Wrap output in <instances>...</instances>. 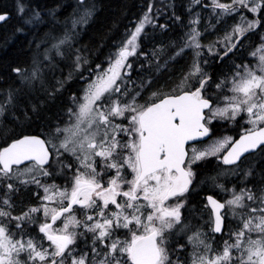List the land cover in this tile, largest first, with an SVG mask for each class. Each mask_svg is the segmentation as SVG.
Listing matches in <instances>:
<instances>
[{
	"label": "snow or ice",
	"instance_id": "snow-or-ice-1",
	"mask_svg": "<svg viewBox=\"0 0 264 264\" xmlns=\"http://www.w3.org/2000/svg\"><path fill=\"white\" fill-rule=\"evenodd\" d=\"M201 3L185 23L146 0L93 51L94 3L60 20L14 0L31 37L0 74V264H264V0H210L203 32ZM213 160L201 183L228 199L192 203Z\"/></svg>",
	"mask_w": 264,
	"mask_h": 264
},
{
	"label": "trees",
	"instance_id": "trees-1",
	"mask_svg": "<svg viewBox=\"0 0 264 264\" xmlns=\"http://www.w3.org/2000/svg\"><path fill=\"white\" fill-rule=\"evenodd\" d=\"M25 2L29 4L30 8H34L39 5V7L43 9L45 13L48 9L55 8L57 12V18L60 20H63L64 17L70 14L76 7V0H25ZM189 2L190 0H166V2L165 0H156L158 7H162L163 3L175 4L177 15L185 13L183 17L185 23H187L189 19L187 14V5ZM209 2L210 0H202L200 7H196L194 10L195 12L201 14V24L199 27L202 32L208 26L210 20L212 24H216L215 18L210 15L211 9H206L204 7V5ZM222 2H227V0H222ZM89 3H94L96 5V15L94 19L90 21L89 25L85 26V29L82 31V38L80 39L79 44L87 45L93 51H95L97 47L108 38L109 35L115 37L118 36L119 33H122L124 31V27L129 24V21L137 18L138 15L144 10L142 5L146 7V0H89ZM0 6H5L10 11H12L11 18L6 22L0 23V74H2L4 72L6 63L12 61L22 62L26 59V43L27 39L31 37V32H29L27 36L21 33H17L15 36H12L11 34L13 32V28L20 23L19 17L13 10L14 0H0ZM169 14H171L170 10ZM44 18L45 21L49 19L47 15H45ZM160 22L164 21L161 20ZM233 22V20H228L227 23L230 25ZM224 27L225 25L223 24L217 25L215 31H213L211 28H208V33L204 37L205 41L208 42L211 39L216 38L218 34H222ZM177 28H179V26H177ZM40 30L44 31L43 28ZM110 30L112 31L110 32ZM148 31H151V28H149ZM262 31H264V29H262ZM5 40H7V46L4 45ZM257 42H259L258 38L250 37L249 40L245 41V45L251 43L254 46ZM247 51H251V48H248ZM246 54L247 52H245V55ZM185 59H187V57ZM184 62V60H180L176 64L177 66L175 65V68L179 70L180 66L184 64ZM169 67L172 68L173 66L170 65ZM65 71L67 72V69H65ZM165 79L167 78L165 77L164 79H161L159 84H163ZM10 82L11 81L0 83V89L7 88L8 83ZM158 86L159 85H157V87ZM67 94H70V92L66 93V95ZM145 95H147V93H145ZM231 134L234 133H230L229 135ZM210 166L211 164H206L197 168L196 171L199 174L196 177L213 174L212 172H209ZM56 182L60 183L62 180H57ZM33 191H35L34 188Z\"/></svg>",
	"mask_w": 264,
	"mask_h": 264
},
{
	"label": "flooded vegetation",
	"instance_id": "flooded-vegetation-1",
	"mask_svg": "<svg viewBox=\"0 0 264 264\" xmlns=\"http://www.w3.org/2000/svg\"><path fill=\"white\" fill-rule=\"evenodd\" d=\"M214 164H215V161L213 160L211 163L209 172H212V167ZM205 177L206 176H199V177L195 178V185H194L195 192L190 197L192 203H198L201 197H205L207 195H216V198L221 199V200L228 199L227 195L221 193L219 189L217 190V188H214L211 184H202L201 182L205 179ZM217 182L225 184V186L228 188H231L233 184L237 183L235 178H225V177H221L220 180H218ZM62 183H63V181L60 182V184H62ZM196 193H198V195H196ZM202 193H204V194H202ZM57 226H59V224ZM225 231H227V230H225ZM217 235L219 236V234H217ZM226 238H227V236L224 237V239H226ZM221 243H222V241H221Z\"/></svg>",
	"mask_w": 264,
	"mask_h": 264
},
{
	"label": "bare ground",
	"instance_id": "bare-ground-1",
	"mask_svg": "<svg viewBox=\"0 0 264 264\" xmlns=\"http://www.w3.org/2000/svg\"><path fill=\"white\" fill-rule=\"evenodd\" d=\"M165 2H166V0H165ZM174 2V1H173ZM162 4V3H161ZM185 10H186V8H185ZM185 12V11H184ZM184 15H185V13H184ZM189 17V16H188ZM49 20V19H48ZM2 23V22H1ZM85 29V28H84ZM214 33V32H213ZM213 35V34H212ZM215 35V34H214ZM248 45V44H247ZM177 66V65H176ZM66 72V71H65ZM167 78V77H166ZM206 176V175H205ZM224 181V180H223ZM226 183V182H225ZM199 186V185H198ZM202 187V186H201ZM213 189V188H212ZM218 190V189H217ZM202 194H204V193H202ZM206 195V194H205ZM194 202V201H193Z\"/></svg>",
	"mask_w": 264,
	"mask_h": 264
},
{
	"label": "rangeland",
	"instance_id": "rangeland-1",
	"mask_svg": "<svg viewBox=\"0 0 264 264\" xmlns=\"http://www.w3.org/2000/svg\"><path fill=\"white\" fill-rule=\"evenodd\" d=\"M149 28H150V27H149ZM214 39H215V38H213V39H211V40H214ZM211 40H210V41H211ZM204 42L207 43V42L205 41V39H204ZM258 43H259V42H257L256 44H258ZM254 46H255V45H254ZM230 133H231V132H229L228 134H230ZM205 143H207V141H206ZM198 171H199V169H198Z\"/></svg>",
	"mask_w": 264,
	"mask_h": 264
},
{
	"label": "water",
	"instance_id": "water-1",
	"mask_svg": "<svg viewBox=\"0 0 264 264\" xmlns=\"http://www.w3.org/2000/svg\"><path fill=\"white\" fill-rule=\"evenodd\" d=\"M1 23V22H0Z\"/></svg>",
	"mask_w": 264,
	"mask_h": 264
}]
</instances>
